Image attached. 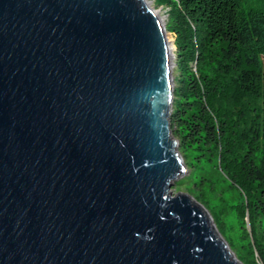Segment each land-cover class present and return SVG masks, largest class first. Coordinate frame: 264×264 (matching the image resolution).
Segmentation results:
<instances>
[{
  "label": "water",
  "instance_id": "water-1",
  "mask_svg": "<svg viewBox=\"0 0 264 264\" xmlns=\"http://www.w3.org/2000/svg\"><path fill=\"white\" fill-rule=\"evenodd\" d=\"M171 59L146 0H0V264H242L172 192Z\"/></svg>",
  "mask_w": 264,
  "mask_h": 264
},
{
  "label": "trees",
  "instance_id": "trees-1",
  "mask_svg": "<svg viewBox=\"0 0 264 264\" xmlns=\"http://www.w3.org/2000/svg\"><path fill=\"white\" fill-rule=\"evenodd\" d=\"M159 1L176 47L170 130L187 169L175 184L197 197L212 177L250 189L237 208L250 218V254L238 258L264 264V0Z\"/></svg>",
  "mask_w": 264,
  "mask_h": 264
},
{
  "label": "rangeland",
  "instance_id": "rangeland-1",
  "mask_svg": "<svg viewBox=\"0 0 264 264\" xmlns=\"http://www.w3.org/2000/svg\"><path fill=\"white\" fill-rule=\"evenodd\" d=\"M146 2L156 12L166 30V27L169 24V8L159 0H146ZM166 38L171 47V73L174 78V75L176 74V47L174 45V35L166 30ZM262 65L264 68V56L262 57ZM253 101H255V103L259 102V98H253ZM256 105L257 104H253L252 106L251 104L252 107ZM247 146L248 145L246 143H243L241 152H243ZM205 167L206 169L209 168L207 165H205ZM183 177L184 175L179 177L176 181L181 180ZM210 185L211 186H209V188L202 191V195L200 197H197L195 193H192L189 187L184 184H179L178 186L175 184L172 188V192L175 194L179 192L187 193L193 201L204 207L210 216L216 231L226 242L231 253L239 260L238 257L250 254L248 251V241L251 240L250 235L252 232L250 230L251 224L248 212L240 214L241 209L239 208L240 212L238 213L237 208L240 199L248 200L251 197V190L249 189V191H245L244 193L241 191L238 192V189L233 191L232 188L228 187L227 183H224L219 179H215V177L211 178ZM237 192L240 194L238 195ZM244 223L247 227L246 230L242 229L240 226ZM255 261L258 262L257 259Z\"/></svg>",
  "mask_w": 264,
  "mask_h": 264
}]
</instances>
